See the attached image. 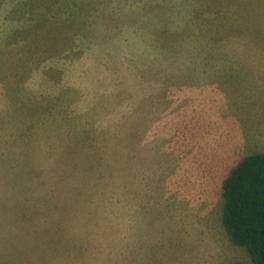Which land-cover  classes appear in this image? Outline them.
<instances>
[{
	"label": "rangeland",
	"instance_id": "obj_1",
	"mask_svg": "<svg viewBox=\"0 0 264 264\" xmlns=\"http://www.w3.org/2000/svg\"><path fill=\"white\" fill-rule=\"evenodd\" d=\"M251 142L264 0H0V264H255Z\"/></svg>",
	"mask_w": 264,
	"mask_h": 264
},
{
	"label": "trees",
	"instance_id": "obj_2",
	"mask_svg": "<svg viewBox=\"0 0 264 264\" xmlns=\"http://www.w3.org/2000/svg\"><path fill=\"white\" fill-rule=\"evenodd\" d=\"M222 195V221L231 241L247 248L255 264H264V153L248 154L233 165Z\"/></svg>",
	"mask_w": 264,
	"mask_h": 264
},
{
	"label": "crops",
	"instance_id": "obj_3",
	"mask_svg": "<svg viewBox=\"0 0 264 264\" xmlns=\"http://www.w3.org/2000/svg\"><path fill=\"white\" fill-rule=\"evenodd\" d=\"M250 148L252 149V151H249L248 154L257 153V152L264 153V143L251 142L250 143Z\"/></svg>",
	"mask_w": 264,
	"mask_h": 264
}]
</instances>
